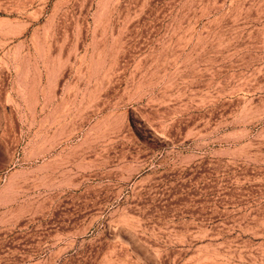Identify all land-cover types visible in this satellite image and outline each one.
<instances>
[{
  "label": "rangeland",
  "instance_id": "1",
  "mask_svg": "<svg viewBox=\"0 0 264 264\" xmlns=\"http://www.w3.org/2000/svg\"><path fill=\"white\" fill-rule=\"evenodd\" d=\"M0 264H264V0H0Z\"/></svg>",
  "mask_w": 264,
  "mask_h": 264
}]
</instances>
